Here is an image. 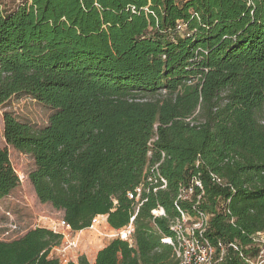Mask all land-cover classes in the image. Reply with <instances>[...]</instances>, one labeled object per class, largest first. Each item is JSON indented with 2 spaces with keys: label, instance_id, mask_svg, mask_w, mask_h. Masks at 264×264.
Returning a JSON list of instances; mask_svg holds the SVG:
<instances>
[{
  "label": "trees",
  "instance_id": "obj_1",
  "mask_svg": "<svg viewBox=\"0 0 264 264\" xmlns=\"http://www.w3.org/2000/svg\"><path fill=\"white\" fill-rule=\"evenodd\" d=\"M21 95L54 112L38 128L5 111L4 138L34 158L37 197L63 211L73 231L99 214L114 229L127 226L128 193L157 170L167 180L147 183L132 244L114 238L94 262L81 255L67 264H178L163 241L174 236L178 207L213 214L208 236L227 244L219 264L256 254L264 0H27L11 10L0 2V106ZM195 177L204 192L181 198ZM19 184L0 148V201ZM158 207L166 215L154 217ZM63 238L41 226L0 240V264H63L51 254Z\"/></svg>",
  "mask_w": 264,
  "mask_h": 264
},
{
  "label": "built area",
  "instance_id": "obj_2",
  "mask_svg": "<svg viewBox=\"0 0 264 264\" xmlns=\"http://www.w3.org/2000/svg\"><path fill=\"white\" fill-rule=\"evenodd\" d=\"M155 168H158V165L155 166ZM211 178L217 184L224 185L225 183L224 180L217 174L211 173ZM147 183L149 185L160 183L161 188H165L167 186V180L157 170L156 176L149 177L146 182L141 183L133 191H130L128 193V197L135 200V212L132 214L130 222L127 226L120 229H114L110 226L106 234L109 238H120L128 241L130 244L133 243L135 219L141 205L147 200L143 198ZM196 187H199L201 191L204 192L202 180L198 177H195L190 185L182 186L180 197L183 199H190ZM157 189L158 188L155 187L154 191ZM178 209L180 211V216L177 217L171 224L174 236L163 238L165 243L170 244L173 247L174 255L178 260V264H219L227 254V244H225L222 240H218L215 244L208 236V230L213 214L199 210L195 217H191L189 213L181 210L180 207H178ZM152 214L154 217H160L166 215V212L163 207H158L152 210ZM5 215L8 220L3 226L4 230L2 233V239L9 240L18 234H22L24 231L22 225L19 220L15 218L12 212L6 211ZM50 221V226L42 227H47L55 233H61L65 239L71 238V234L74 231L64 218L59 221ZM103 223L109 225L108 216L106 214L96 215L92 220L91 226L87 229L99 232V228ZM35 227H41V225ZM252 241L253 246L257 249V252L255 255L246 258L247 263L264 264V231L255 233L252 236ZM66 242V249L62 250L60 245L53 248L51 252V254H53V251L55 250L56 253H58L57 257H59L60 253H63L64 259L62 261L65 264L70 262V258H67L64 252L68 248L78 247L79 244L78 239L76 240L75 238H71V240H67ZM230 245L237 248L234 243H231Z\"/></svg>",
  "mask_w": 264,
  "mask_h": 264
},
{
  "label": "rangeland",
  "instance_id": "obj_3",
  "mask_svg": "<svg viewBox=\"0 0 264 264\" xmlns=\"http://www.w3.org/2000/svg\"><path fill=\"white\" fill-rule=\"evenodd\" d=\"M25 1L27 0H0L3 8L9 10ZM5 111H10L20 120L30 122L34 126L40 128L48 124L49 118L54 110L28 95L15 96L4 106H0V148H8L12 165L20 178V184L10 195L0 201V240H3V226L7 222V217L5 215L6 211L12 212L15 218L19 220L24 230L22 234H18L9 239L13 240L21 237L35 226H50V220L59 221L63 218L64 214L63 211L55 209L50 203H42L37 197L34 186L29 180L30 172L35 169L34 158L30 154L22 153L6 143L4 138L3 118ZM109 227L110 225L103 223L99 228V232L88 230L87 232L82 233L81 238L85 239L84 244L89 254H93L104 243L112 240L106 235ZM71 235L72 239H78L75 232ZM71 238H63L61 246L59 245L62 250L67 248L66 241L71 240ZM81 252L83 251L80 249L79 241L78 247L68 248L64 254L67 258H70V261H76L79 256H81ZM52 255L58 256V253L54 250ZM59 258L61 262L65 264L62 261L64 259L63 253H60Z\"/></svg>",
  "mask_w": 264,
  "mask_h": 264
},
{
  "label": "crops",
  "instance_id": "obj_4",
  "mask_svg": "<svg viewBox=\"0 0 264 264\" xmlns=\"http://www.w3.org/2000/svg\"><path fill=\"white\" fill-rule=\"evenodd\" d=\"M6 220H8V218H7ZM88 230H89V229H84V230H81V231H74V232H75L76 236H78V239H79V237H80V239H79V241H80V249H82V251H83V252H81V255H86L87 258L89 259V261L94 262L95 259H96V256H97L98 251H99L101 248H103L105 245H107V244L110 242V240L107 241L106 243H104V244H103L100 248H98L93 254H89V253L87 252V248L85 247V244H84V240H85V239L81 238L82 233H85V232H87ZM76 238H77V237H76ZM84 248H85V249H84ZM74 261H75V260H74ZM76 261H77V260H76Z\"/></svg>",
  "mask_w": 264,
  "mask_h": 264
}]
</instances>
